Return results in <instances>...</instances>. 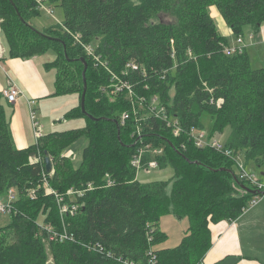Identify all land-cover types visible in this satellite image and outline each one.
<instances>
[{"label": "trees", "instance_id": "16d2710c", "mask_svg": "<svg viewBox=\"0 0 264 264\" xmlns=\"http://www.w3.org/2000/svg\"><path fill=\"white\" fill-rule=\"evenodd\" d=\"M64 11L60 29L38 31L31 26L40 9L32 0H0L1 28L9 58L32 59L49 52L55 59L45 64L56 75V96L77 94L80 105L71 118L84 117L81 129L44 135L26 149L14 144L3 93L0 92V196L16 188L17 215L0 228V264H47V233L39 235L41 224L63 227L54 195L42 187L31 200L28 190L39 188L44 174L50 186L61 195L95 186L78 199L75 216L65 223L74 240L50 243L56 264H203L212 246L210 223L235 222L256 195L233 170L235 163L210 148H197L188 132L203 129L204 115L213 120V132L230 133L226 147L234 155L245 156L247 169L253 165L264 173V67L254 69L247 50L228 56L223 37L210 13L216 7L233 36L244 35L249 26L253 36L264 25V0H51ZM161 14L171 22L156 21ZM74 35L85 44H96V51L109 59L111 69L120 74L125 63L135 60L149 72L129 79L135 91L148 99L158 94L168 113L179 119L183 133L174 137L163 120L146 116L142 139L163 147L159 169L171 168L166 181L142 183L136 179L131 161L136 151L133 136L139 122L126 94L106 96L101 87L110 75L84 51ZM177 53L178 65L171 50ZM191 51V55H189ZM85 58L86 112L81 109ZM168 69L165 79L153 70ZM148 86V89H146ZM129 113L122 123L121 115ZM144 112L141 111L140 117ZM212 136L213 133H210ZM82 137L88 139L79 168L65 151ZM172 143L171 146L169 143ZM51 158L46 163H30L38 153ZM149 155L144 162L149 161ZM252 168V167H251ZM107 178L113 185L107 186ZM173 181L171 191L167 192ZM69 201V199H67ZM187 220L186 235L176 247L156 248L167 234L159 229L163 215ZM12 238V239H11ZM48 241V240H47ZM103 246L93 249L92 245ZM91 248V249H90Z\"/></svg>", "mask_w": 264, "mask_h": 264}, {"label": "built area", "instance_id": "2783aa9c", "mask_svg": "<svg viewBox=\"0 0 264 264\" xmlns=\"http://www.w3.org/2000/svg\"><path fill=\"white\" fill-rule=\"evenodd\" d=\"M32 1L36 3L39 9H45L49 14H53V9L50 6L51 0ZM1 23L2 19L0 18V34L2 33ZM74 38L76 41L80 42L84 51L94 61V65L103 68L110 75V83L101 87V92L111 98H115L123 93L126 94L127 100L132 104L134 114L138 115L137 121L139 122V124L137 125L133 134V136H138V140L135 142L137 148L131 161V164L136 171V179L139 180V176L142 172L158 170V158L163 155L164 149L163 147H155L153 143L144 142V140L142 139V121H144V118L146 116H154L156 118H159L164 121L166 127L176 138L182 135L183 127L177 117L172 116L168 113L167 107L162 103L160 95L155 94L148 99L145 95H140L135 91L136 84L129 79L132 73H139L140 76L145 80L148 78L150 72L137 61L130 60L125 63L124 68L122 69L120 74H118L111 69L109 65V59L96 51L97 47L94 48L93 44L82 43L79 36L77 35H74ZM245 47L246 43L244 42L243 37L239 36L237 38L236 45L234 47L228 45L225 47L224 51L226 55L232 56L234 54L243 53ZM4 53L5 50L1 45L0 39V60L4 57ZM188 53L189 55H191V51H189ZM171 58L174 61V66L172 67V70H174L178 65L177 53L175 49L171 50ZM168 71V69H163L161 71L153 70L152 74L160 76L161 79H165ZM146 89H148V86H146ZM20 93L21 90L17 86L10 85L6 90H4L3 95L8 102L15 103ZM141 111H143L144 114L140 117ZM129 116L130 115L128 112H124L121 115L122 123H124L129 118ZM32 121L36 143H38L39 140L44 137L45 133L43 131V127L37 121L35 112L32 113ZM188 135L197 148L213 149L235 163V166L238 169L237 174L239 175V178L246 180L253 186V190H256L258 192V194L249 201L247 209L256 204L259 199L264 198V180L262 178V176H264L263 174H256L250 169H247L244 160H241L239 158L237 159L233 151L228 149L224 142L220 141V139H216L214 136H210V134H208L205 130L192 127L189 130ZM64 154L71 157V154ZM147 155H149L150 159L147 163H145L144 159ZM30 163L45 164L44 156L38 151V153L30 158ZM111 185H113L111 179L107 178V186ZM41 187L44 190L45 195L55 196L59 207V213L62 219L63 227L61 230H57L50 224H41L39 225V235H42L43 231H45L48 235L47 240L55 243H64L67 240H74V236L67 229L65 218L67 216H75L77 214L79 209L78 199L83 197L86 192L94 190L95 186L90 183L86 187H83L81 189L72 188L67 191L66 195H61L50 186L48 178L44 174L41 186L39 188L29 189L28 197L31 200H35L37 198V190ZM67 199H69V201H67ZM17 200L18 192L16 188H11L6 195L0 196V214L8 215L10 217H12L13 215H17ZM90 245H92L93 249L99 248L100 250L105 251V248L103 246L97 244ZM52 263L53 262L50 261L48 264Z\"/></svg>", "mask_w": 264, "mask_h": 264}, {"label": "crops", "instance_id": "0c3cea01", "mask_svg": "<svg viewBox=\"0 0 264 264\" xmlns=\"http://www.w3.org/2000/svg\"><path fill=\"white\" fill-rule=\"evenodd\" d=\"M210 13L219 33L226 39L232 37V30L227 26L217 8L212 6ZM250 47L257 48V55L264 61V25L260 34L253 36L247 44L248 53ZM35 61L36 57L28 60L9 58L6 51L0 60V92L3 93L10 85H15L21 90L15 103L7 100L5 102L14 144L18 149H26L36 144L33 112L38 123L43 127L45 135L54 133L46 131V126L52 125L48 123L44 125L40 121L36 107L37 104L41 105V100L57 97L55 95L56 77L49 83ZM209 227L212 246L206 253L203 264H264L263 200L259 199L256 204L246 209L235 222L210 223Z\"/></svg>", "mask_w": 264, "mask_h": 264}, {"label": "rangeland", "instance_id": "374dc122", "mask_svg": "<svg viewBox=\"0 0 264 264\" xmlns=\"http://www.w3.org/2000/svg\"><path fill=\"white\" fill-rule=\"evenodd\" d=\"M50 6L53 9V14H49L47 10L40 9V14L38 17H35L31 21V26L38 30V31H45L49 28H56L60 29V26L62 25L64 21V11L62 7H60L59 3L52 4L50 1ZM156 21H162V22H171L173 21V18L169 15L161 14ZM251 28L249 26L245 27L244 29V35L243 40L247 44L250 43L251 39L253 38V34L250 30ZM236 36L229 37L228 43L229 46L234 47L236 45L237 41ZM1 39V45L4 48V50L7 52V42L5 39V36L3 33L0 34ZM93 47L96 48V44L93 43ZM246 47L244 48V51L247 50ZM257 48H249V53L251 57V63L252 67L254 69L262 68L264 67V61L263 59L259 58L257 55ZM55 59V55L52 52H49L43 56L36 57L35 63L38 64L41 71L43 72L44 76L47 77V81L50 83L53 79H55V71H48L45 69V64L53 61ZM36 102V101H35ZM80 105V97L77 94H68V95H62L57 96L56 98H49L46 100H41V105L37 104V111L39 112L38 116L40 121L45 125V123H48L52 125L51 127L46 126V131L48 132H64L69 131L73 129H81L84 128L87 125V120L84 117H77V118H71L68 116V113L74 109L75 107H78ZM7 110L8 106H7ZM203 128L204 130L210 134L213 133L212 136H214L216 139H220V141L224 142L227 140V137L230 133V130L227 129L224 133L214 131L213 132V120L210 115H204L202 119ZM211 136V135H210ZM88 145V139L86 137H82L79 140H77L75 143H73L66 151V154H71V158L74 163L75 168H79L83 159V152L86 146ZM236 158L244 160L245 156L242 153H239ZM252 167V168H251ZM249 168L253 172L257 174H261V170H258V168H255L253 165H251ZM233 170L237 173V167L234 166ZM173 176V171L171 168L165 169V170H153L150 172H142L139 176V180L142 183H148L150 181H166L169 180ZM264 180V176H262ZM173 185V181L169 184L167 188V192L171 191V187ZM264 201V198H261V201ZM11 222V217L8 215L0 214V228L5 226L6 224ZM188 226L187 220L183 219H177L173 214H166L163 215L160 219L159 229L167 234V237L165 240L158 244L156 248H167V247H176L178 246L184 236L186 235V228ZM1 233L0 235H2ZM12 239V238H11ZM46 246H47V252H48V258H47V264L52 261L55 263L54 257L52 253L50 252L49 245L50 243H55L51 241L46 240ZM52 263V264H53ZM56 264V263H55Z\"/></svg>", "mask_w": 264, "mask_h": 264}, {"label": "water", "instance_id": "95a60500", "mask_svg": "<svg viewBox=\"0 0 264 264\" xmlns=\"http://www.w3.org/2000/svg\"><path fill=\"white\" fill-rule=\"evenodd\" d=\"M80 61L84 64V71H83L84 89H83V93H82V97H81V109H82V112H83L87 117H89L91 120H95V121H96V120H99V119L94 118L93 116L89 115V114L86 112V108H85V100H86V94H87V88H88V85H87V78H86V71H87V68H88V64H87L85 58H81ZM169 144H170L171 146H173L171 142H170ZM45 163H46V165H45V167H46V171L50 173V172L52 171V169H53V164H52V161H51L50 156L47 155V156L45 157ZM263 175H264V173H263ZM242 188L246 189L249 193H251V194H253V195H257V194H258V192H257L256 190L249 189V188L244 187V186H243Z\"/></svg>", "mask_w": 264, "mask_h": 264}]
</instances>
